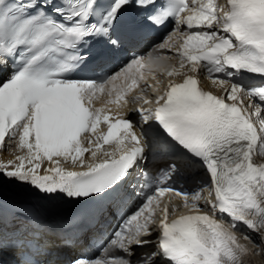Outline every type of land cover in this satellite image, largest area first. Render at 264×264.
Instances as JSON below:
<instances>
[{
  "label": "snow or ice",
  "instance_id": "6c2138e0",
  "mask_svg": "<svg viewBox=\"0 0 264 264\" xmlns=\"http://www.w3.org/2000/svg\"><path fill=\"white\" fill-rule=\"evenodd\" d=\"M132 13L152 27L175 26L158 47L179 58V69L167 75L183 79L170 81L154 101L143 90L126 98L145 79L141 70L151 71L152 57L133 58L100 80L70 75L90 56L108 54L93 45L121 47L122 37L136 31L135 19H128ZM186 66L192 74L182 71ZM201 71L223 94L199 86ZM243 74L258 75L262 82L250 87L235 79ZM121 77L130 83L117 91L114 82ZM101 95L118 107L138 101L155 106L135 109L142 122L137 131L131 120L102 116L94 107ZM254 99L264 105V0H225L224 5L216 0H0V147L7 138L26 150L0 162V185H27L47 199L104 201L119 197L133 171L147 167L153 154L168 158L163 181L193 166L208 178L191 192L157 186L121 217L100 256L73 255L69 249L62 264H245L250 249L229 228L243 225L264 242V162L256 159L264 160V119L256 127L250 109L257 118L262 109L244 103ZM102 122L107 131L98 134ZM101 141L115 148L97 159ZM54 158L83 170H66ZM44 160L51 166L40 174ZM168 193L180 198L188 214L169 220L177 208L171 201L161 207ZM3 209L0 197V264H52L49 258L61 250L46 227ZM104 211L97 209L91 219L97 212L102 218ZM154 233V250L138 254L152 245Z\"/></svg>",
  "mask_w": 264,
  "mask_h": 264
},
{
  "label": "bare ground",
  "instance_id": "6f19581e",
  "mask_svg": "<svg viewBox=\"0 0 264 264\" xmlns=\"http://www.w3.org/2000/svg\"><path fill=\"white\" fill-rule=\"evenodd\" d=\"M216 2L221 4V5L225 4V0H216ZM157 53H158L157 57L160 58L159 61H162V63H160V67H162V68H160L162 70V72H161L162 74L155 73L154 76H153V75H149L148 73H145V75H148V77L150 79H152V76H153L154 86L156 87V89L159 88L160 91H161L164 88H166V85L170 81H175V80H177L179 78H182L183 76L182 75H180V76H168L167 75V72L171 71L174 67L176 69H179V58L178 57H176L175 55H169V53H168L167 55H169V57L163 59V58H161L162 56H160L161 51L157 52ZM154 62L157 63L156 60H153V63ZM166 66H168V68L164 69ZM152 69H156L157 70L158 66L153 64V68ZM182 71L188 72L187 66ZM188 74H192V73L188 72ZM196 75L198 76V79L200 80L204 90H206L207 87L210 86L213 90H215L213 94H216V95L223 94V89L219 85L212 83V81L209 78H207V76H202L201 72L197 73ZM238 78H240V77L239 76L235 77V79H238ZM243 82H245L250 87L251 86H258V85L261 84V83L256 82V81L254 82L255 84H252L251 82H253V80H250V82L247 81V80H243ZM156 95L157 94H154V96L151 97L150 95H146L145 94V96H146L145 98H147L149 100H154ZM105 96L106 95H101L100 98H103ZM129 100H131V97L129 98ZM244 103L245 104L254 103V104L257 105V102L253 101V100L251 102L246 100ZM132 104L133 103H130V105H132ZM136 106H137V104H136ZM147 106L148 105L143 104V102L140 101V103H138L137 108L138 107L147 108ZM261 109L262 110L264 109V105L261 106ZM124 111L127 112V107L124 108ZM253 113H254V111H253ZM138 114L139 113H136L135 119L139 118ZM253 116H254V119L256 120V121L253 120L255 126L259 127V121L261 119H264V117L260 116L259 118H257V116L255 114H253ZM136 130L138 131L137 127H136ZM17 141H18V137H17ZM114 148H115V145L102 146L101 150L98 152V157L97 158L103 159L104 158L103 152L104 151L112 152L114 150ZM25 153H26V150L21 151L16 146V141H9L6 138L5 146L0 147V162L7 163L9 160H15V157L17 155H24ZM158 156L159 155L156 154L155 158H157ZM83 158L86 160V162L90 161L91 160L90 153L84 155ZM56 159H58V158H56ZM60 159H61L60 167L66 169V170H75V171H80L81 170L78 167H73L71 165L70 161L65 163L63 161V158H60ZM256 159H257L258 162H264V160H261L259 158V156H257ZM49 166H51L50 163L47 160H44L42 162L41 169L39 170L40 174H44V169L49 167ZM194 171H197V172L195 173L196 175L193 176V175H191V173L194 172ZM186 174H187L188 177H190V179L194 180L195 182L205 183V178H204V173L203 172H199L196 169L188 168V169H186ZM195 189H196V187H195ZM0 191L4 192V193H7V194L8 193H13L17 197L23 195L26 198L30 197V198H32V199H34L36 201H38L39 199L45 198L44 194L37 192L36 190L30 188L27 185L18 186V185L14 184V183H6V184H3V185H0ZM202 194L204 196H206V195H208V192L204 191ZM47 200L51 201L53 203H56L60 207L69 205V200H67V198L47 199ZM203 211L207 212L208 208L204 207ZM227 220H228V218L225 217V227L228 226ZM229 229L234 231L235 235L237 236V238H238V240H239V242L241 244L247 245V247L250 249V254L245 256V257H243L245 264H264V242H262L260 240V238L255 233L250 232L243 225H239V227L237 229H231V228H229ZM244 229H247V230L244 231ZM245 235L250 236L251 237V241L245 240L243 238ZM153 246H154V244H153V241H152V245L147 246L144 251H153L154 250Z\"/></svg>",
  "mask_w": 264,
  "mask_h": 264
}]
</instances>
